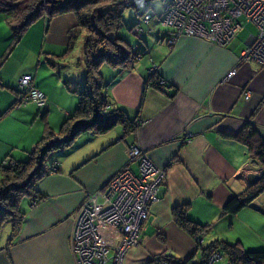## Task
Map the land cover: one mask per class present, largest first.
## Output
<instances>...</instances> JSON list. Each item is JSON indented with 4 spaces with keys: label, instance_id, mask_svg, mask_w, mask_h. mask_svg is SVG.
I'll return each mask as SVG.
<instances>
[{
    "label": "crops",
    "instance_id": "obj_1",
    "mask_svg": "<svg viewBox=\"0 0 264 264\" xmlns=\"http://www.w3.org/2000/svg\"><path fill=\"white\" fill-rule=\"evenodd\" d=\"M133 19L127 17L128 25ZM75 23L72 11L42 16L15 41L0 10V162L30 156L44 132L29 124L33 116H47L46 126L56 131L75 108L84 81L82 45L76 60L65 53ZM246 23L250 22L241 28ZM255 32L254 26L252 32L236 33L225 45L192 35L180 36L170 45L166 29L158 24L135 43L132 51L146 46L147 54L127 68L110 66L113 73L103 75L108 110L123 108L135 129L124 133L122 125H115L101 134L86 130L73 140L87 135L83 144L51 151L47 157L56 158L48 160V172L35 184L45 196L31 205L27 195L28 204L20 207L24 213L20 230L8 250L4 245L10 222H5L0 264H74L68 237L76 211L86 193L101 191L120 168L138 172L136 161L127 157L130 146L143 150L166 177L143 223L141 242L128 249L123 264H155L153 259L160 255L196 261L200 252L196 239L172 214L174 206L185 204L189 219L208 225L198 237L202 245L219 238L238 242L246 250H264V191L237 213H222L229 197L261 174L259 163L234 137L250 121L264 140V66L239 60ZM42 54L57 68L56 77L45 80L52 73L38 75ZM58 56L62 63L53 61ZM231 70L235 72L227 77ZM23 74H30L33 85L46 96L44 118L34 102H21L18 79ZM158 77L163 82L155 86Z\"/></svg>",
    "mask_w": 264,
    "mask_h": 264
},
{
    "label": "trees",
    "instance_id": "obj_2",
    "mask_svg": "<svg viewBox=\"0 0 264 264\" xmlns=\"http://www.w3.org/2000/svg\"><path fill=\"white\" fill-rule=\"evenodd\" d=\"M168 2L169 0H160L162 11L159 14L164 12ZM153 3L149 0L151 10L154 7ZM147 6L145 0H132L128 6L135 11L131 16L134 18L133 23L127 24L128 30L135 37L130 46L118 34L124 23V10L128 8L123 6V0H0V10L5 13L15 41L19 40L24 30L40 17H51L61 12L72 11L76 16V23L69 29L65 53L72 50L77 39L82 37L84 67V81L77 91L78 102L58 130L54 131L46 126V132L26 160L9 159L5 164L0 162V229L2 224L8 221L11 230L5 242L6 246L19 232L23 221L24 213L18 205L20 196L27 193L35 199L44 198V195L36 191L35 184L48 172L50 163L47 156L52 150L68 146L77 134L86 130L101 134L115 125H122L124 133L135 129V121L123 108L108 110L109 104L104 94L105 81L100 67L105 63L112 67L127 68L128 64L147 54L142 48L134 50L133 55L130 52L135 43L142 41V38L137 37L138 30L131 26L135 25L138 29L146 28L148 21L145 22L144 14L150 15L149 21H152L154 15H158L155 12L152 14L148 12ZM160 26L166 29L167 40L171 29L164 25ZM158 80L159 77L153 81L155 86L159 85ZM41 108L44 118L46 108ZM234 137L247 147L250 156L259 163L261 174L255 183L229 197L222 207V213L225 214L237 213L264 191V140L250 121L246 122ZM186 210V204L177 205L172 208V214L178 225L196 239L200 251L199 258L193 261L192 257L181 259L160 255L153 259L155 264H159L158 261L162 258L167 260V264H213L222 257H225L226 264H264V250H246L238 242L227 243L215 238L202 245L198 237L208 225L201 226L193 222L186 215ZM214 255V260L210 262L209 257Z\"/></svg>",
    "mask_w": 264,
    "mask_h": 264
},
{
    "label": "built area",
    "instance_id": "obj_3",
    "mask_svg": "<svg viewBox=\"0 0 264 264\" xmlns=\"http://www.w3.org/2000/svg\"><path fill=\"white\" fill-rule=\"evenodd\" d=\"M176 5L169 0L160 17L170 22L164 24L171 29L168 44H174L180 36L192 35L225 45L244 22H250L256 32L241 49L239 60L264 66V0H177ZM174 12L176 17L164 16ZM234 72L229 71L227 77ZM18 87L21 102L46 105L45 94L33 85L30 74L19 77ZM127 157L136 161L138 172L126 166L120 168L107 180L103 191L91 192L80 205L73 232L76 264H119L118 254L140 237V226L148 217L150 205L158 199L164 169L137 146L129 147Z\"/></svg>",
    "mask_w": 264,
    "mask_h": 264
},
{
    "label": "rangeland",
    "instance_id": "obj_4",
    "mask_svg": "<svg viewBox=\"0 0 264 264\" xmlns=\"http://www.w3.org/2000/svg\"><path fill=\"white\" fill-rule=\"evenodd\" d=\"M134 1V0H133ZM154 3H153V5H154V7H153V10H151L150 8H149V0H145V3H147V8L149 9L148 10V12L150 11V13L152 14V12L154 13H157L158 15L157 16H155L154 15V17H152V21H149V16L148 15H145L144 14V16H143V18H144V20H145V22L146 21H148V23H146L147 24V26H146V28H140V29H138V28H135V25H132L131 27L132 28H134V29H136V30H138V32H136L137 33V37H140V38H142L145 34H147L150 30H153L154 28H155V26L156 25H158V24H160V25H164V24H170V22H166L165 20H163L162 19V21H161V19H160V17H162V14H159V13H161V11H162V6H161V4H160V0H152ZM131 3H132V0H123V6L124 7H128V6H130L131 5ZM171 3L172 4H174V7H177V5H176V3H177V0H171ZM146 12V11H145ZM134 13H135V11L132 9V8H126L125 10H124V23H123V25L121 26V28L118 30V34L120 35V36H122L129 44H130V46L132 45V43L135 41V37L130 33V31L128 30V23L126 22V19H127V17H131V16H133L134 15ZM175 13H177V12H174V13H170V14H165L164 16L166 17V19H169L171 16H174V14ZM174 17H176V16H174ZM165 19V18H164ZM165 26V25H164ZM247 31H250V32H252V31H254V26H252V24H250V23H246V24H244V26L237 32V36L238 35H240L241 33H244V32H247ZM241 35H243V34H241ZM137 40V39H136ZM238 41V40H237ZM77 43L74 45V47H73V49L72 50H70L69 51V56H68V59L69 58H72L73 56L75 57L74 59L76 60V56H77V54L78 53H80V49H81V45H82V47H83V38L82 37H79L78 39H77V41H76ZM82 42V43H81ZM166 42H168V40H166ZM238 43H239V41H238ZM171 45V44H170ZM143 50H145L144 52H148V49H147V47L145 46V47H143L142 48ZM141 49V50H142ZM130 50H132V49H130ZM82 51H83V48H82ZM131 53H132V55H133V51H130ZM131 53H130V55H129V59H130V56H131ZM82 58H83V53H82ZM67 59V58H66ZM139 59V58H138ZM53 61H56V62H60V63H62L61 62V57L60 56H58L55 60H53ZM53 61H51V62H53ZM135 61H137V59L135 60ZM135 61H133L131 64H133ZM35 62L36 61H34L33 62V65H35ZM131 64H128L127 66H130ZM45 67H44V66ZM82 65H83V61H82ZM47 67V68H46ZM37 71H38V75L39 76H42V75H45V74H47V73H52V75L51 76H47L46 78L44 77L43 79H47V78H49V77H56L57 75H56V73H57V68H53L52 66H51V64H50V61L48 60V58H45V55L44 54H42L41 55V60L39 61V64L37 65ZM60 70L61 71H64L65 70V68L63 67L62 69L60 68ZM100 70H101V72H102V74L105 76V78H107L108 76H107V74H112L113 73V69L110 67V66H108V65H105V63H103L102 65H101V67H100ZM150 70H151V68H150ZM149 72H152V70L151 71H149ZM62 82V81H61ZM61 84V83H60ZM73 103H74V98H73V101H72ZM54 113L53 114H51V119L52 118H54ZM60 120H61V116L60 117H58V119H57V121H55V124H56V126H58L59 125V123H60ZM46 121L48 122L49 121V119H48V117L46 116V119H41L40 118V115L38 114V115H36L35 117L33 116V119H32V121L31 122H29V124H31L32 122L34 123V128L35 127H40L41 128V131L43 132H46ZM54 131H55V129H53ZM87 131H89V130H87ZM44 132L42 133L43 135H44ZM76 137V136H75ZM85 138H87V135H84V136H82V138H79V139H76V141H73L71 144H69L67 147H69V148H72L73 147V145L75 144V143H77V144H79V145H81V144H83L84 142H85ZM68 148V149H69ZM55 150H57V149H55ZM53 151V150H52ZM53 153H55V155H57V156H59V158L61 159V158H63L64 157V155H59V154H57V152H53ZM51 154V153H50ZM54 154H52L51 155V157L52 158H49V157H47V159L48 160H53V158L55 159L56 157L55 156H53ZM261 171V170H260ZM165 177H166V172H165V170H164V177H163V179L162 180H160V184H162V182L165 180ZM253 184V183H252ZM251 184V185H252ZM105 185H106V183H105ZM105 185H104V187H105ZM104 187H103V189H104ZM103 189L101 190V191H103ZM100 191V190H99ZM91 192H89V193H86V195L84 196V199H85V197L87 196V195H89ZM28 194L27 193H25V194H23L22 196H20V199H19V202H18V205H19V208L22 206V205H24L25 204V201L28 199V196H27ZM45 196V195H44ZM30 199H32L31 200V205H33V204H35L36 202H34L35 200H40V199H35V198H32V197H30ZM26 203H27V201H26ZM28 204V203H27ZM82 204V203H81ZM80 204V205H81ZM153 204V203H152ZM80 205H79V207H78V209H77V211H76V215H77V213H78V211H79V209L81 208L80 207ZM150 208V207H149ZM76 215H75V217H74V223H73V225H72V231H71V233H70V236L68 237V246H69V249H70V251L73 253V255H74V237H73V232H74V227H75V220H76ZM143 224V223H142ZM5 222L2 224V227H1V229H0V239L3 237V234H4V229H5ZM201 226H203V225H201ZM142 227L140 226V229H141ZM140 229H138V230H140ZM205 231V230H204ZM204 231H203V233H204ZM140 232H141V230H140ZM10 234H11V230H10ZM10 234H9V236H10ZM140 234V233H139ZM8 236V237H9ZM141 242V238L139 237V239H137L136 240V242H134V243H130L129 245H125V248H123V250H122V253H119L118 254V261H119V259H120V261H119V264H123L124 263V258H125V255H126V252L128 251V249L129 248H131L132 246H136V245H138L139 243ZM228 243V242H227ZM11 244H12V242L9 244L8 243V246H6V243H5V245H4V249H6V250H8V248H9V246H11ZM118 246H116V248H117ZM124 247V246H123ZM75 257V256H74ZM164 257V256H163ZM211 258V260H210V262H212V260H214V256H210L209 257V259ZM209 262V263H210ZM158 263L159 264H162V263H165V264H167L168 262H167V260L166 259H164V258H162V259H160L159 261H158ZM74 264H76V260L74 261ZM214 264H226V259H225V257L223 258H221V259H218Z\"/></svg>",
    "mask_w": 264,
    "mask_h": 264
},
{
    "label": "water",
    "instance_id": "obj_5",
    "mask_svg": "<svg viewBox=\"0 0 264 264\" xmlns=\"http://www.w3.org/2000/svg\"><path fill=\"white\" fill-rule=\"evenodd\" d=\"M246 167L248 168V165H246ZM259 178V175H254L252 176V183H255Z\"/></svg>",
    "mask_w": 264,
    "mask_h": 264
}]
</instances>
